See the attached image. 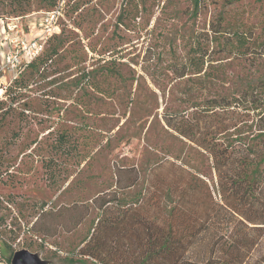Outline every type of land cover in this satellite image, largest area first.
Instances as JSON below:
<instances>
[{"label":"rangeland","instance_id":"rangeland-1","mask_svg":"<svg viewBox=\"0 0 264 264\" xmlns=\"http://www.w3.org/2000/svg\"><path fill=\"white\" fill-rule=\"evenodd\" d=\"M60 2L56 36L45 47L48 57L54 47L59 54L27 73L12 102L0 103V264H12L21 250L41 264H102L80 249L101 217L102 193L114 189L117 167L140 172L135 187L118 190L122 201L143 191L148 167L165 157L212 179L209 158L162 123L166 108L207 94L196 90V78L175 81L171 65L207 50L205 68L216 78L211 95L264 79V57H239L223 45L238 30L250 53L264 51V0ZM47 8L32 0L25 40L44 35ZM0 14L12 11L0 5ZM21 39L8 25L7 33L0 28V65L2 45L13 50ZM262 114L252 111L250 121ZM130 177L124 172L123 182Z\"/></svg>","mask_w":264,"mask_h":264},{"label":"trees","instance_id":"trees-1","mask_svg":"<svg viewBox=\"0 0 264 264\" xmlns=\"http://www.w3.org/2000/svg\"><path fill=\"white\" fill-rule=\"evenodd\" d=\"M41 2L48 6L45 10L53 11L60 0ZM0 5L12 11L0 18L33 13L32 0H0ZM246 40L244 32L236 30L223 45L239 57H264V51L250 53ZM45 47L25 62L0 103L14 100L28 72L53 63L60 48L51 49L48 57ZM195 54L170 70L175 81L196 78L192 81L196 90L205 89L207 94L195 102L180 99L186 107L166 108L161 120L167 131L209 158L212 179L178 158L165 157L148 167L143 191L122 201L118 190L135 187L140 172L136 166L115 168L114 189L102 193L101 217L80 255L102 264H264V79L229 95H211L216 78L205 68L209 53L199 48ZM258 110L262 117L251 122V112ZM124 172L131 173L125 183Z\"/></svg>","mask_w":264,"mask_h":264},{"label":"built area","instance_id":"built-area-1","mask_svg":"<svg viewBox=\"0 0 264 264\" xmlns=\"http://www.w3.org/2000/svg\"><path fill=\"white\" fill-rule=\"evenodd\" d=\"M59 2L58 7L49 13V18L46 20L44 26V35L39 37L25 40V34L23 33L22 21L24 17H7L0 18L1 31L7 33V25L9 32H15L17 35L22 36L21 45L19 48L14 47L13 50L9 49L10 46L2 45L1 56H4L5 61L0 65V101L6 100L8 87L21 75L25 62H31L43 51L47 40L57 32V28L54 27L55 18L61 15V5ZM28 16V15H27ZM25 16V17H27ZM6 20L10 21V25ZM18 38V37H17ZM44 38V39H43ZM16 39L14 40V42Z\"/></svg>","mask_w":264,"mask_h":264},{"label":"water","instance_id":"water-1","mask_svg":"<svg viewBox=\"0 0 264 264\" xmlns=\"http://www.w3.org/2000/svg\"><path fill=\"white\" fill-rule=\"evenodd\" d=\"M12 264H41L39 258L28 250H21L14 254Z\"/></svg>","mask_w":264,"mask_h":264}]
</instances>
